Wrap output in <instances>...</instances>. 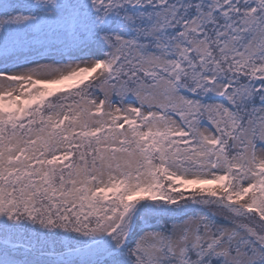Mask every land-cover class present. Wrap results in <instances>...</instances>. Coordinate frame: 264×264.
<instances>
[{
    "label": "snow or ice",
    "instance_id": "6c2138e0",
    "mask_svg": "<svg viewBox=\"0 0 264 264\" xmlns=\"http://www.w3.org/2000/svg\"><path fill=\"white\" fill-rule=\"evenodd\" d=\"M0 264H264V0H0Z\"/></svg>",
    "mask_w": 264,
    "mask_h": 264
}]
</instances>
